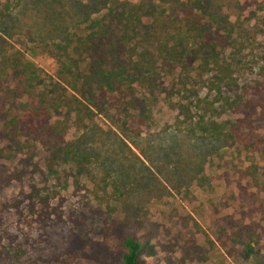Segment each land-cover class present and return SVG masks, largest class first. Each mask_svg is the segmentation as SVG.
I'll use <instances>...</instances> for the list:
<instances>
[{"label":"trees","instance_id":"16d2710c","mask_svg":"<svg viewBox=\"0 0 264 264\" xmlns=\"http://www.w3.org/2000/svg\"><path fill=\"white\" fill-rule=\"evenodd\" d=\"M21 1L0 0V21ZM223 2L90 0V6L101 8L98 15L87 16L83 28L51 49L61 60L57 78L2 41L0 264H28L32 244L24 227L64 222L63 211L51 207V196L61 193L57 185L64 183L67 193L72 184L83 187L82 178L91 175L95 199L107 208L125 197L106 169L107 177L96 183L92 158L69 139L71 129L85 128L96 115L109 117L125 134L140 136L147 132L144 125L151 129L153 104L164 100L176 111L180 132L255 150L247 133L264 116V91L254 86L240 92L246 62L238 49L249 32L225 15ZM233 104L244 117L231 125L220 115ZM102 184L106 188L99 192ZM14 186L21 188L19 195L6 196ZM7 215L18 224L7 223ZM93 215L108 221L104 208ZM71 217L79 228L89 220L85 213ZM240 243L243 260L260 253L251 242ZM148 248L137 236H128L121 264H143Z\"/></svg>","mask_w":264,"mask_h":264},{"label":"rangeland","instance_id":"374dc122","mask_svg":"<svg viewBox=\"0 0 264 264\" xmlns=\"http://www.w3.org/2000/svg\"><path fill=\"white\" fill-rule=\"evenodd\" d=\"M89 1L22 0L0 21V44L6 40L8 48L21 50L45 74L57 78L61 60L51 49L83 28L87 16L98 15L101 8ZM223 5L225 15L249 32L238 49L246 62L240 92L254 86L263 92L264 0H224ZM220 116L231 125L244 117L235 104ZM176 117L161 100L153 104L151 129L144 125L147 132L140 136L125 134L102 115L85 128L71 129L69 139L78 141L83 155L92 158L96 183L107 177L106 169L125 197L107 208L95 199L91 175L82 178L83 187L72 184L67 193L62 191L64 183L57 185L61 193L51 196V207L61 209L65 220L23 228L32 244L25 262L121 264L125 240L135 235L149 247L143 264H264V116L259 115L255 131L247 133L256 147L249 151L239 150L233 141L180 132ZM105 188L102 184L99 192ZM20 192L14 186L6 196ZM99 207L108 211L107 223L93 215ZM81 213L89 219L83 228L70 220L71 214L76 218ZM7 219L18 224L13 215ZM241 241L256 245L260 253L243 260Z\"/></svg>","mask_w":264,"mask_h":264}]
</instances>
